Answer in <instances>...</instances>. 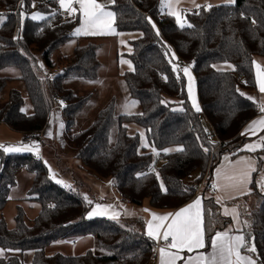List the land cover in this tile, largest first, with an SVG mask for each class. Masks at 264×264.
<instances>
[{
    "label": "trees",
    "instance_id": "1",
    "mask_svg": "<svg viewBox=\"0 0 264 264\" xmlns=\"http://www.w3.org/2000/svg\"><path fill=\"white\" fill-rule=\"evenodd\" d=\"M161 1L115 0L110 6L116 13V33L132 36L126 41L130 51L121 53L132 64L123 77L142 114L116 116L110 105L90 127L74 133L76 117L88 100L65 89L63 82L71 77L97 79L102 67L99 46L78 45L71 55L56 60L54 54L73 40L72 31L80 23V16L61 21L54 13L58 0H23V7L20 0H0V18L5 17L0 23V70L19 71L18 78L24 82L34 107L33 114L23 113L24 100L16 89L2 103L1 94L11 78L0 77V124L24 133L27 138L40 140L50 109L44 99L42 80L49 76L45 70L60 69L47 82L53 99L64 101V135L69 146L76 149L81 167L111 179L123 198L135 206L148 203L157 210L174 211L192 202L200 192L211 189L212 174L221 157L240 151L245 141L242 130L261 114L260 105L252 96L257 88L252 62L257 56L264 57V0H236L235 4L212 5L211 9L201 7L186 13L191 28H181L174 15H163ZM35 7L49 16L40 22L32 20L29 14ZM21 12L26 15L24 23ZM149 17L159 29V36L148 22ZM169 48L171 51L165 56ZM178 63L193 67L200 112L192 106L186 77L172 70ZM222 64L234 67L219 70L217 67ZM205 123H209L212 133ZM131 125L145 131L149 143L161 153L157 163L167 192L161 189L153 170L156 157L140 152V133L130 135ZM114 126L118 132L111 146L109 136ZM211 137H216L221 145L217 147ZM201 145L209 151L205 153ZM178 147L185 151H163ZM161 159H166V163H161ZM23 170L33 175L28 196L38 202L40 212L33 224L28 225L23 209L19 208L14 230L2 219L0 248L33 251V264L154 263L157 241L143 231L142 220L86 219L89 207L82 195L65 191L64 186L51 178L48 165L33 153H7L0 148V212L6 208L17 176ZM197 172L199 177L193 181ZM206 176V187H200ZM254 194L258 208L250 213L242 208L243 221L251 225L243 224V234L246 242L254 243L256 252L252 256L257 264H264V194L260 191ZM203 202L208 249L213 236L225 230L231 220L222 215L213 197L204 198ZM53 204L56 206L49 207ZM87 236H93L98 247L110 255L99 256L92 251L82 255L47 254V249L57 242ZM0 264L25 263L19 258L0 257Z\"/></svg>",
    "mask_w": 264,
    "mask_h": 264
},
{
    "label": "rangeland",
    "instance_id": "2",
    "mask_svg": "<svg viewBox=\"0 0 264 264\" xmlns=\"http://www.w3.org/2000/svg\"><path fill=\"white\" fill-rule=\"evenodd\" d=\"M98 3L104 4L106 6V10L112 11L110 8L112 4V0H98ZM59 6V3H58ZM205 5H203L204 7ZM75 7L78 8V5H75ZM59 9V7H57ZM196 8V7H195ZM201 8V7H200ZM197 9H199L197 7ZM197 9H185L183 7H180L177 14L183 13L181 21L178 22L183 23L185 26L189 24L186 13L192 12ZM63 10V9H61ZM161 11L163 15L169 14L170 12H175V6L170 8L166 3L161 2ZM79 12L75 15H70L72 17H77ZM33 15H38L40 18L38 19H32L31 17ZM80 15V23L73 29L72 36L73 40H71L69 43L64 45L60 50H58L54 54V58L56 60H59L62 56H69L73 53L74 49L78 45H86L89 43H95L99 46L98 54L100 53L101 63H103L101 67V73L100 76L95 80H86L78 77H71L68 79H65L63 82V87L65 89H70L74 91L77 95L80 97L86 98L88 101L85 104V106L82 108V110L78 113L76 117V127L74 130V133H78L82 131L83 129H86L90 127L98 118L99 113L103 110L108 108L110 105H113L114 107V113L116 116L120 115H140L142 114V108L139 103H136L135 106L129 107L127 110L125 109V105H130L132 101H136L131 96V93L127 87L126 81L122 75L123 70H127L129 63H123L121 53L125 51V48L122 49V42L119 40L118 49H116L117 40L115 38V34L110 35H76L75 30L82 25V15ZM49 15L39 11L36 7L34 10L29 14V17L37 22H40L44 19H46ZM26 18V15H24L22 19V23H24ZM5 20V17L2 16L0 18V23H3ZM184 26V27H185ZM113 28H115V23L113 24ZM116 30V28H115ZM87 37H92L91 39ZM126 44V41L123 42V45ZM117 61H119L117 63ZM124 61H127L124 59ZM122 62V64H121ZM118 64L121 68V73L118 74ZM176 66V71L182 72L179 69V64H174ZM192 69V65L190 67ZM59 69H56V73L59 72ZM45 73H49L45 70ZM56 73H50L52 76H44L42 83H43V90H44V99L47 104L51 105L52 107L49 109V115H48V123L43 131L41 138L42 141L39 140H32L31 143H27L26 139L27 137L13 132L9 127L5 126L4 124L0 125V145L3 146H20L21 144H28L32 146L31 151H21V152H7V153H33L37 155V157L42 158V160L48 165L49 167V174L51 178L57 182L61 181V183H58L60 185H69L76 189V183L72 179V172L78 171L80 169L89 172L92 177H94L93 184L90 187H87L84 193L82 194L85 199L89 211H92L95 208L96 204L100 205H110V201L115 197L114 194V187L111 184V179L102 178L98 175H96L92 170H86L81 167V163L77 157V151L76 149L69 146V144L66 141L64 130V115H63V106L59 103L60 101H63L62 99H58L55 103V105H52L53 102V92L51 86L48 84V78L50 81L54 78ZM20 76V73L17 69H6V70H0V77H8L11 78V81L7 84V87L1 94V102L5 103L7 102L9 98V93L12 89H16L21 92L24 103L22 106V112L30 115L34 112L33 104L29 98L26 86L22 80H20L18 77ZM61 124H63V127H61ZM206 129L212 133V128L209 125V123H205ZM51 132V136L48 135V133ZM118 128L117 126H114L111 130L110 136H109V144L112 146L116 142ZM140 133L141 137V147L140 152L141 153H152L156 157L155 165L153 167V170L155 173L159 174L158 178L160 180V183L162 182L164 187L165 183L159 173V166L160 164L157 163V157L161 154L154 146H152L145 134V131H138ZM141 133H143V137L141 136ZM130 135L136 134L135 130H129ZM147 143L150 145L149 147H143L142 145L144 143ZM36 145H38V150ZM153 148L156 149V151H153ZM3 149V148H2ZM157 152H159V155H157ZM66 168H69L71 171H68ZM17 188L12 191L11 199L8 202L6 208L0 212V221L2 219L5 220V223L7 227L11 230H14L16 227V217L18 214L19 208H22L25 213V221L28 225H32L34 220L39 214L40 211V205L35 200H32L31 198H27L29 188L31 187V179L32 175L25 171H20L17 176ZM199 177V173H195L193 175V181H195ZM208 176H206L203 180V183L205 184ZM33 183V182H32ZM202 185V184H201ZM200 188V187H199ZM198 188V189H199ZM199 192V190H198ZM207 196H210L207 194ZM248 199H251V203H247V207L244 205H241V208H247L250 213L252 210H256L258 208V205L255 203L257 202V197L255 195H250ZM247 199V201H248ZM88 201H91L92 203L89 204ZM255 201V203H254ZM234 204V203H230ZM122 207H118L117 205L114 207H111L107 209L105 213L107 214V217L109 219H113L118 221V217L112 218L115 213H119L120 209ZM100 211V210H98ZM242 211V210H241ZM254 245V243H252ZM3 249V248H0ZM3 253L0 254V257L3 258H19L21 259L25 264H33V258H34V252L33 251H19V250H12V249H3ZM52 250L47 249V252L50 253ZM93 253L102 256V255H110V252L101 249L97 245V249L93 251Z\"/></svg>",
    "mask_w": 264,
    "mask_h": 264
},
{
    "label": "snow or ice",
    "instance_id": "3",
    "mask_svg": "<svg viewBox=\"0 0 264 264\" xmlns=\"http://www.w3.org/2000/svg\"><path fill=\"white\" fill-rule=\"evenodd\" d=\"M21 6L23 7V0H20ZM178 3L179 0H162V3H166L170 8L173 4ZM236 0H227L228 4H235ZM59 6L64 11L68 12L70 15H75L79 12L82 15V25L81 27L75 30L76 35H110L117 34L115 28H113V24L116 21V13L114 11L106 10V6L104 4L98 3V0H58ZM195 3V0H193ZM112 4H115V0H112ZM78 5V8L75 7ZM35 6L34 4L32 5ZM196 7H201L200 5H196ZM206 9H211L212 5L208 4L204 6ZM169 14L175 15L178 22L181 21L182 15L177 14L175 12H170ZM21 18L23 19L25 13H20ZM32 19L40 18L38 15H33ZM148 22L151 24L152 28L156 30V35L159 36V29L156 28V24L151 20V18H147ZM252 23L255 24V19L252 20ZM185 25L180 23V27L183 28ZM187 27H193L192 24H188ZM141 35H143L141 33ZM19 37H17L18 39ZM166 46V45H165ZM167 47V46H166ZM171 49L169 48L164 54L165 56L169 55ZM172 57L175 59V54L172 53ZM123 63H129V67L131 68V64L128 61H122ZM171 63V60H169ZM257 69V82L258 88L261 93H264V67H262L255 60L252 62ZM41 68L44 66L41 64ZM191 66H185L181 69L183 75L188 79V95L192 100V106L196 112H200L201 108L196 102V97L192 92L191 82L194 80L190 72ZM229 68H233L234 66L228 65ZM173 72L176 71V66L173 65ZM167 80V77H164ZM239 91V89H237ZM241 95H245L244 93H240ZM249 99H253L249 97ZM61 106L64 105V101L59 102ZM138 103L137 101H132L130 105L126 104L124 107L127 110L129 107L135 106ZM164 103V101H161ZM180 103H183L181 101ZM176 111V109H173ZM180 111H183L181 108ZM260 111L264 113V101L260 104ZM63 127V124H61ZM127 128L128 126L125 125ZM259 129L260 131H264V117L260 119L251 121L246 130L241 132V135H245L247 132L251 131L253 133ZM205 131H207L205 129ZM51 136V132L48 133ZM143 137V133H141ZM199 139V137H197ZM264 140V137L261 138ZM143 147H149L146 142L142 145ZM264 146V145H261ZM38 150V145H36ZM258 147L256 144H246L244 149L249 151H253ZM0 148H3L5 152H21V151H31L32 146L28 144H21L20 146H3L0 145ZM202 150L207 153L209 149L204 145H201ZM241 149V150H244ZM155 152L156 149L153 148ZM165 153H170L173 151L183 153L185 149L183 147H178L176 149L166 148L163 149ZM159 155V152H157ZM228 157H225L227 160ZM237 165H242L239 169H237ZM223 167V166H222ZM221 168H217L215 170V176L217 182L211 184V188L216 191H224L227 193L229 189L232 192H240L241 194H247L246 187L249 183V177L251 172L256 171L254 166V162L250 160H240L236 161L234 164L229 165V169H225L222 171ZM229 170H233L230 174ZM145 175V174H141ZM159 174L157 173V176ZM223 181V183H220ZM57 183H61V181H57ZM161 189L164 192H167V189L164 187L163 183L160 184ZM224 198H234V197H216V203H220ZM11 199V197H9ZM87 199V197H85ZM202 197H197L192 203L188 204L186 207L180 208L175 213L169 212L166 215H157L156 213H151L152 219L151 221L146 222V235L151 239L159 242L161 239L166 242V246L159 248L160 254V262L161 264H177L178 260H186L187 264H257V261L249 255H242L241 249H245V251L250 253H255V246L246 242L244 235H230L229 231H221L217 232L215 236L211 239V248L212 252L210 255L200 254L195 257H184L181 256L180 253L187 251L189 253L202 249L205 247V219H204V208L202 205ZM91 204V201H88ZM56 205H49V207H55ZM113 207L112 205H100L96 204L95 208L88 213V217L90 218L93 215H103L107 209ZM100 210V211H98ZM144 211L148 212L149 209H144ZM224 214L229 215V210L224 209ZM231 214L233 219L237 222L239 221V213L236 212V209L233 208L231 210ZM119 216V213H115L112 218H116ZM245 226L251 227L247 220L242 222ZM237 231H242V229H237ZM176 251H171V250ZM3 249H0V254L3 253Z\"/></svg>",
    "mask_w": 264,
    "mask_h": 264
},
{
    "label": "crops",
    "instance_id": "4",
    "mask_svg": "<svg viewBox=\"0 0 264 264\" xmlns=\"http://www.w3.org/2000/svg\"><path fill=\"white\" fill-rule=\"evenodd\" d=\"M208 4L217 5V4H228V3H227V0H195V3H193V0H179L178 3L174 2L176 13H178L180 7H183L185 9H189L190 10V9H197L196 5H200L201 7H203V5H208ZM79 14H78V16H80ZM169 15H171V14H169ZM134 37L136 38V35ZM129 38H132V36L127 38L125 35H117V34H115V38L114 39L117 40L116 49H118L119 40H120L122 42V49H124V48H125V50L127 49L126 52L130 51V48L127 47V42H126V44L123 45V42L127 41V39H129ZM62 57H64V56H62ZM99 58H100V53H99ZM124 59H126V58L122 57L121 60L124 61ZM254 60L257 63H259L262 67H264V57H258L257 56V57L254 58ZM127 61L130 62L129 60H127ZM118 62L119 61H117V63ZM121 64H122V62H121ZM130 64H131V62H130ZM102 65H103V63H102ZM187 66H191V65L187 64ZM128 67H129V64H128ZM217 68L219 70H230L231 69V68L228 67V65H224V64L218 65ZM130 69H132V64H131V68H128L127 70H130ZM125 71L126 70L122 71V75H123V73ZM254 71H255V78H256L257 88H256V92L252 96H253V98L256 101H258V103L260 105L261 102L264 101V93H261L259 91V88H258L257 69H256L255 65H254ZM190 72H191L192 76L194 77V80L191 82L192 92H193V94L196 97L197 104L200 106L199 98H198L197 85H196V79H195V76H194V73H193V67H192V69H190ZM50 73L51 72H49V74ZM52 73H56V71H54ZM100 73H101V71H100ZM117 73L118 74L121 73V68H120L119 64H118V72ZM99 76H100V74H99ZM186 79H187V77H186ZM188 83L189 82H188V79H187V89H188ZM52 100H53L52 105L54 106L55 103L58 102L57 101L58 99L57 100L52 99ZM190 101L192 103L191 98H190ZM49 107L51 108L52 106L49 105ZM261 117H264V113H262V112H261V114L258 117H256L253 120L260 119ZM248 124L244 127L242 132H244L246 130ZM4 125L9 127L13 132L19 133V134H22V135L26 136L24 133L17 132L15 130H13L10 126H8L6 124H4ZM64 125H65V122H64ZM130 130H135L136 132L141 131V129H139L135 125H131L130 126ZM242 136L245 138V141H244L241 149H244V146L246 144H256V145H258V147L255 150H253V151H249L247 149H244V150L240 149V151L237 154H235V153H225L221 157V161H220L219 165L216 167V169L217 168H221L222 166H223L222 167V171L225 170V169H229V165L230 164H234L236 161H240V160H250L251 162H254V166L256 168V171L251 172V174H250L249 183L247 184V187H246V190H245L247 192V194H241L240 192H232L231 189H229L227 191V193H226V192L220 191V190L214 191L211 188L210 190L207 191V193L202 191V192H204V194L202 192H200V194L197 196V197H202L203 200H204V198H207V197H213L216 200L217 196L234 197V198H224V199L221 200L220 203H218L220 205L222 215L227 217V218H229L231 220V224L225 230H222V231H229L230 235H244L243 234V223H242L243 222V218H242V211H241L242 208L240 206L244 205L245 207H247V203H249V204L251 203V199H248L249 196L250 195H255L254 193L256 191L257 192L260 191L262 194H264V146H261V145H264V140L261 139L262 137H264V131H260L259 129H257L255 133L249 131L245 135H242ZM39 141L41 142L42 138H40ZM225 157H228V159L225 160ZM40 159L42 160L41 156H40ZM236 167H237V169H239L240 167H242V165H237ZM66 169L68 171H71L69 168H66ZM215 170H214V172L212 174L211 184L217 182V179H216V176H215ZM232 171L233 170H229L230 174H231ZM25 172H27V171H25ZM71 176H72V179L76 183V189L71 187V186H69V185H67V184H65L64 187L69 188L70 190H72V192H78L81 195L84 193V191L86 190L87 187H90L93 184L92 182L94 181V179H93L94 177H92V175L89 172L84 171L82 169L72 172ZM32 182H33V177L31 179V186H32ZM220 183H223V181H220ZM111 184L114 187L115 197L110 201V205H112L113 207L116 206V205L119 208L122 207L120 209L117 222H131V221L140 219L144 223L143 231L145 233H146V222L151 221V219H152L151 213H156L157 215H166L169 212L175 213L176 211H178L180 209L179 208V209L174 210V211L173 210H157V209L152 208L148 203H145L144 205H142L140 207L135 206L131 202H129L128 200H125L123 198V196L120 194V192L115 188L114 183H113L112 180H111ZM17 185H18V183H17ZM17 185L12 189V191H14L17 188ZM203 187H206V183L204 184ZM12 191H11V194L13 193ZM11 194H10V196H11ZM207 194H209L210 196H207ZM82 197H83V195H82ZM27 198H30V197L27 196ZM247 199H248V201H247ZM203 200H202V205H203V208H204ZM192 202H190V203H192ZM230 203H234V204H230ZM254 203H255V201H254ZM187 205H185L183 207H186ZM233 208H235L236 212L239 213V221L240 222H237L236 220L233 219V216L231 214V210ZM144 209H149V211L146 212V211H144ZM224 209H228L229 210V215H225L224 214ZM107 214L108 213H104L103 215H93V216H91L89 218L88 217V213H87L86 214V219L92 220V219L99 218V217L109 218V217H107ZM204 219H205V217H204ZM111 220H113V219H111ZM204 227H205V224H204ZM237 229H242V231L238 232ZM141 230H142V228H141ZM218 232H221V231H218ZM164 246H166V242H164L162 240L161 247H164ZM96 249H97V243H96L95 238L93 236H87V237H83V238H78L76 240L57 242V243H55V244H53V245H51L49 247V250H52V251L50 253L47 252V254L48 255H52V254H55L57 252H60V253H63L65 255H82V254H85V253H87L89 251L93 252ZM171 251L174 252L176 250L173 249ZM211 252H212L211 244H210L209 248L207 249L206 232H205V247L204 248L195 250V251H193L191 253H189L187 251H184V252H181L180 255L184 256V257H195V256H198L200 254L210 255ZM241 253H242V255L252 256V253L244 252L243 249H241ZM153 264H161V262H160V254H159L157 260H155ZM177 264H187V262H186V260H178Z\"/></svg>",
    "mask_w": 264,
    "mask_h": 264
},
{
    "label": "built area",
    "instance_id": "5",
    "mask_svg": "<svg viewBox=\"0 0 264 264\" xmlns=\"http://www.w3.org/2000/svg\"><path fill=\"white\" fill-rule=\"evenodd\" d=\"M55 15L61 20V21H71L72 17L69 15V13H67L64 10H61L59 8H56L54 10ZM179 66L181 67V69L185 66H187V64H183V63H178ZM49 76H52V74H49ZM212 141L217 142V147H219L221 145V141H219L216 137H211ZM33 140V138L28 137L26 139L27 143H31V141ZM161 163H166V159H161L160 160ZM204 183H202V185L200 187H203ZM65 191L69 192V193H73L72 190H70L69 188L65 187L64 188ZM200 190V188H199ZM162 244V240H160L159 242L156 243V246L154 247V256L153 259L154 261L157 260L158 256H159V248L161 247Z\"/></svg>",
    "mask_w": 264,
    "mask_h": 264
},
{
    "label": "bare ground",
    "instance_id": "6",
    "mask_svg": "<svg viewBox=\"0 0 264 264\" xmlns=\"http://www.w3.org/2000/svg\"><path fill=\"white\" fill-rule=\"evenodd\" d=\"M199 190V189H198Z\"/></svg>",
    "mask_w": 264,
    "mask_h": 264
}]
</instances>
